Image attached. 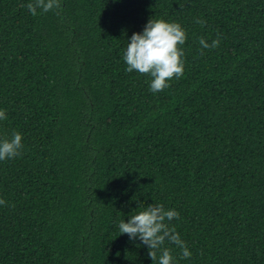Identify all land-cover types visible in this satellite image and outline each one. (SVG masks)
I'll list each match as a JSON object with an SVG mask.
<instances>
[{
	"label": "trees",
	"instance_id": "16d2710c",
	"mask_svg": "<svg viewBox=\"0 0 264 264\" xmlns=\"http://www.w3.org/2000/svg\"><path fill=\"white\" fill-rule=\"evenodd\" d=\"M28 2L0 0V264H153L118 228L140 203L179 213L176 264H264V0ZM150 17L187 34L155 94L122 58Z\"/></svg>",
	"mask_w": 264,
	"mask_h": 264
},
{
	"label": "clouds",
	"instance_id": "9594fccd",
	"mask_svg": "<svg viewBox=\"0 0 264 264\" xmlns=\"http://www.w3.org/2000/svg\"><path fill=\"white\" fill-rule=\"evenodd\" d=\"M22 7L36 16L59 9L61 3L60 0H29ZM195 23L203 26L205 21L197 18ZM186 40V29L178 22L150 17L142 32H134L127 40L122 57L127 65L126 71L131 73L135 70L140 74H147L151 78L149 90L154 94L163 91L170 86L172 79L179 80L184 74L183 45ZM198 42L201 50L215 49L219 47L221 40L218 35L211 43L203 37ZM6 119V111L0 110V120ZM22 141V134L16 130L0 137V161L21 155L24 147ZM0 205L6 206L7 202L0 199ZM135 209L139 211H132L127 222L124 219L119 221V232L120 235L127 234L130 240H139L147 246V255L153 264H176L172 249L167 245H176L181 250V258L191 257L187 244L170 224L179 218L175 209H166L163 204L157 203L147 206L140 203Z\"/></svg>",
	"mask_w": 264,
	"mask_h": 264
}]
</instances>
